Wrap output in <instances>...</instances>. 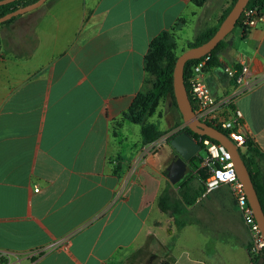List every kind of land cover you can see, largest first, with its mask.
<instances>
[{"label":"crops","instance_id":"obj_1","mask_svg":"<svg viewBox=\"0 0 264 264\" xmlns=\"http://www.w3.org/2000/svg\"><path fill=\"white\" fill-rule=\"evenodd\" d=\"M232 2L203 18L196 36L216 28ZM204 6L195 0H48L18 40L13 31L27 13L0 24L1 253L23 260L47 250L33 264H107L139 246L169 182L161 189L159 163L175 150L168 145L144 168L142 124L127 116L153 90L145 69L153 40L180 20L184 38ZM218 60L206 74L217 98L236 87L226 68L245 64L246 78L258 80L234 107L257 150L252 171L264 187V21L245 36L242 28L229 34ZM140 110L139 104L132 112ZM128 131L138 139L129 142ZM201 198L187 209L198 207L196 223L184 219L178 229L173 221L181 248L170 264H254L251 235L229 186Z\"/></svg>","mask_w":264,"mask_h":264},{"label":"built area","instance_id":"obj_2","mask_svg":"<svg viewBox=\"0 0 264 264\" xmlns=\"http://www.w3.org/2000/svg\"><path fill=\"white\" fill-rule=\"evenodd\" d=\"M240 20L243 32L248 33L264 21V13H258L255 10L246 8ZM209 62V55L199 59V62L193 66L192 75L189 78L195 116L199 121L211 125L224 133L226 132L239 150L244 149L246 152V144L251 138L244 132L243 115L240 110L234 107V103L239 96L253 89L258 84V80L246 78L248 67L245 64L241 70L226 68L225 72L234 79L236 87L234 93L230 96L217 98L213 95L206 80ZM195 140L201 144L202 150H205L206 153L205 157H203L201 168L207 169L209 172L201 199L207 198L222 185L229 186L242 219L251 235V242L248 248L249 254L253 262L260 260L259 264H264V238L248 202L243 185L235 172L230 154L224 146L219 143H213L208 138L199 137ZM151 149V146L146 147L145 152L148 154ZM3 255L6 258L8 257L7 253H3Z\"/></svg>","mask_w":264,"mask_h":264},{"label":"rangeland","instance_id":"obj_3","mask_svg":"<svg viewBox=\"0 0 264 264\" xmlns=\"http://www.w3.org/2000/svg\"><path fill=\"white\" fill-rule=\"evenodd\" d=\"M225 0H206L205 6L202 8L199 14H202L199 18V22L196 23L195 27L192 26L191 22L189 24L190 31L184 32V38L181 37V33L178 30H175L174 38L171 40V51L172 53L164 56L158 57L157 63L155 62L154 70L155 73L149 76L148 82L150 85H154L157 75L160 70L168 66L172 60H177L178 57L185 52L188 48V45L192 42H195L196 35L199 30H201L204 25L202 23V19L211 15L215 9L219 6H223V2ZM39 11H33L31 13H27L26 17L23 19H19L16 23V29L13 31V36L17 38L22 32L25 30L27 26H32V22L37 18ZM195 15V14H194ZM197 20V18H196ZM5 26H1L3 30ZM192 28V29H191ZM194 28V29H193ZM192 38V39H190ZM4 40L7 39V36H4ZM181 113L175 107H173L172 103H170L167 99H161L156 111L152 115L145 116L142 119V130L144 128H156L158 131V138L154 142L150 144H146L143 139L142 135V162L143 167L148 166L146 160L150 158H155L159 153L160 157L162 156L163 152L167 150L168 141L178 132L181 131L184 127V121L181 118ZM130 124V123H128ZM131 125V124H130ZM137 130V127L136 129ZM125 134V133H124ZM129 136V142H133L138 139V133L133 132H126ZM151 146L152 149L150 153L145 152V148ZM244 153L245 150L241 149ZM177 154L173 151L172 157L168 160V162H161L159 163V177L162 178V187L164 188L165 182L169 181L168 177L164 175V172L167 170V167L172 163L173 158ZM200 155L205 157L206 153L205 150L200 152ZM128 163L130 162L129 158H125ZM150 169V167H149ZM149 172H146L148 174ZM179 189L178 184L171 187V195L174 201L179 200ZM197 212L198 207H194L187 212L186 216H179L182 220H186L188 225L191 222L196 223L197 220ZM186 217V218H185ZM175 217H173L170 213H162L157 206L153 208V212L149 219L148 225L143 232V238L141 243L137 247H133L126 257L121 259L120 261H116V263L108 262L107 264H159L164 260L170 261L173 258V253L181 248L178 242V234L181 233L180 230H177L174 226ZM194 228V227H193ZM191 230L197 235V231L192 229ZM190 230V231H191ZM190 231L185 233L184 237L186 244H189L191 241V234ZM198 236V235H197ZM44 251H37L33 253L32 256L27 257V259H21L22 256H15L8 254V257L3 255L0 252V264H22V262L26 264H33L34 259H39L41 256L44 255ZM38 261V260H37Z\"/></svg>","mask_w":264,"mask_h":264},{"label":"trees","instance_id":"obj_4","mask_svg":"<svg viewBox=\"0 0 264 264\" xmlns=\"http://www.w3.org/2000/svg\"><path fill=\"white\" fill-rule=\"evenodd\" d=\"M38 0H18L13 3L0 6V17L5 16L6 14L13 12L17 10L18 8L24 7L26 5L32 4ZM206 0H195V3L200 7L204 5ZM237 0H233L230 8L225 12L223 17L221 18L219 25L216 28L210 29L207 32L202 33L199 35L195 42H192L188 45V48H193L199 45H202L206 41H208L218 30L221 23L224 21V19L227 17V15L230 13L232 8L234 7V4ZM247 9H252L257 11L258 13H264V0H250L247 7ZM15 18L10 19L9 21L3 23V24H9L11 23ZM182 25V20L179 21V23L173 28L171 31H165L161 33L156 39L153 40V42L150 45L149 51L146 55L145 60V69L149 76L155 73L154 66L155 62L157 63L158 57H164L172 53L171 51V40L174 38L175 30L178 29V27ZM241 28V20L238 21L236 28ZM243 35L245 36L246 33L243 32ZM225 47V40L220 42L218 46L213 50L210 54V62H209V70L218 67L219 66V60L218 55L219 53L224 49ZM177 60H172V62L159 71L157 75V79L154 83V87L152 92L149 94L148 97L140 101V99H137L131 109V114H129L127 117L134 121L135 123L142 124V119L145 116L152 115L160 102L161 99H167L170 103H172L173 107H175L178 111V106L174 94V68ZM199 60H191L188 61L185 70H184V78H185V85L187 87V91L189 94V98L191 100L192 105L194 106V100L190 93V84H189V78L192 75V68L195 64H197ZM141 105V110L139 113L132 112L138 105ZM182 118V116H181ZM183 119V118H182ZM187 133L191 135L193 138L198 139L200 136L193 134L189 128L184 127L181 131H178L171 139L170 141L175 138L176 136ZM225 134H227L225 132ZM142 135L144 142L146 144H150L157 140L159 134L156 128H144L142 130ZM206 138V137H204ZM170 141H168V145L170 146ZM213 143L218 144L216 141L211 140ZM247 151L243 153L241 150V155L246 162V164L249 167V170L252 174V178L255 184V187L257 189L259 199L261 201L262 207L264 209V187L260 186L256 175H254L252 171V165H254V158L258 156L257 150L255 149L254 143L249 140L246 144ZM203 160V156L198 155L191 159V161L188 164V172L186 176L178 183L179 187V200L174 201L173 197L171 195V185L169 182H167V185L162 190L161 195L159 196L158 200V208L162 213H170L175 217V226L178 229H181L186 226V222H184L181 218H178L179 216H186L188 212V208L191 206H194L197 199L201 196V194L204 191V184L206 179L209 176V172L207 169L201 168V163ZM165 176L168 177V171H165ZM38 259H34L33 261L36 262ZM254 264H259L260 260L254 261ZM159 264H170L169 261H162Z\"/></svg>","mask_w":264,"mask_h":264},{"label":"water","instance_id":"obj_5","mask_svg":"<svg viewBox=\"0 0 264 264\" xmlns=\"http://www.w3.org/2000/svg\"><path fill=\"white\" fill-rule=\"evenodd\" d=\"M15 1L18 0H0V6L7 5ZM47 1L48 0H38L32 4L18 8L17 10L0 17V24L16 16L33 12L43 6ZM249 1L250 0H237L234 7L221 23L216 33L208 41L202 45L186 50L178 57L173 74L174 94L185 127L189 128L193 134L216 141L224 146L230 154L231 160L234 163L235 172L243 185L248 202L254 212L264 238V209L259 199L249 167L244 161L239 148L227 134L211 125L199 121L196 118L184 78V70L187 62L191 60H199L215 50L218 44L225 40L226 37L235 30L236 25ZM170 146L177 153L171 165L168 167L169 182L175 186L186 176L189 162L192 158L200 155L202 146L196 142L195 138L187 133H182L173 138L170 141Z\"/></svg>","mask_w":264,"mask_h":264}]
</instances>
